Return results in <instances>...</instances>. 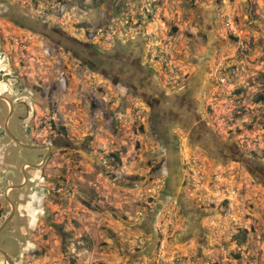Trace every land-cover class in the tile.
<instances>
[{
  "label": "rangeland",
  "instance_id": "obj_1",
  "mask_svg": "<svg viewBox=\"0 0 264 264\" xmlns=\"http://www.w3.org/2000/svg\"><path fill=\"white\" fill-rule=\"evenodd\" d=\"M120 52L180 123L108 78ZM0 95L14 264H264V0H9Z\"/></svg>",
  "mask_w": 264,
  "mask_h": 264
},
{
  "label": "flooded vegetation",
  "instance_id": "obj_2",
  "mask_svg": "<svg viewBox=\"0 0 264 264\" xmlns=\"http://www.w3.org/2000/svg\"><path fill=\"white\" fill-rule=\"evenodd\" d=\"M8 3H9V0H0V4L2 6H6V4L8 5ZM5 14L7 15L8 18H10V17L13 18L14 13H12V11L10 10V11L5 12ZM15 15L16 16H20V15L24 16L25 14L17 12ZM11 20H14V19H11ZM50 33H51V35H53L55 33L57 34V31L55 29L54 30L52 29L50 31ZM137 59H138V57H137ZM137 59H134V60L137 61ZM124 66H125V69H122V65H121V71L120 70H119V72L115 71L116 73L113 71V75L108 76L109 73H107L106 75L115 84H118L119 78H120L121 83H123L125 85V87H127V90H129L133 95H135V93H138V95H136V96L139 97L144 103H146L150 109L152 108L151 109L152 112L156 113L159 111V109L160 110L169 109L167 114H164V115L161 114V119H164V118L170 119V120L171 119L172 120L177 119L176 123H180L181 117L178 115L177 112H175L172 109V106H167L165 108H161L156 97L152 94L153 92L158 93L159 88L158 87H150V86L146 87V85H148L147 84L148 81H146V76H141L142 74H140V73L137 76L136 75L134 76L133 73L135 71L133 70V67H126V65H124ZM125 71H128L127 72L128 75L123 73ZM111 72H112V70H111ZM120 72H121V74H120ZM185 123H186V125H185L184 129H188V125L190 124L189 120L185 121ZM42 151H44L47 154V149L42 150ZM43 159H41L37 164H41L43 162Z\"/></svg>",
  "mask_w": 264,
  "mask_h": 264
},
{
  "label": "trees",
  "instance_id": "obj_3",
  "mask_svg": "<svg viewBox=\"0 0 264 264\" xmlns=\"http://www.w3.org/2000/svg\"><path fill=\"white\" fill-rule=\"evenodd\" d=\"M56 31H57L58 34L60 33V38H59L60 40H58V43L63 44L64 46H66V49H67V44L68 43H63V40H68L69 44L71 46L75 47V48L76 47H82V48L83 47H87V44L82 43L80 41H77V40H75V39H73L71 37H68L66 35H63V32H61V31H58V30H56ZM61 34L64 36V39L61 38V36H62ZM75 48L74 49L71 48V52L74 53L76 55V57H77V50H75ZM68 51H70V50L68 49ZM123 54H124L123 52H120V55L119 54L118 55L115 54L113 57H110L107 60H112V62H116L117 61L118 64L122 65V69H125L124 64L128 65L127 67H131L130 65L133 64V66H132L133 70H137V71H144L147 68L146 65L143 64L141 53L139 54L138 59L136 58L137 61H135L133 59L131 62H130V59H128V60L126 58L124 59L122 57ZM84 59L86 60L87 65L89 67H91L93 70L99 71L100 73L104 74V71L106 70V68L104 67V61L105 60L102 61V59L98 55H96L95 53H91L89 57L84 58ZM125 60H127V61H125ZM100 63H101V66L98 67V64H100ZM135 95H138V93H135ZM259 98H260V100H263L262 96H259ZM168 111H169V109H164V110L162 109V111L159 109L158 113L164 115V114H167ZM158 119L159 120L161 119V115H159Z\"/></svg>",
  "mask_w": 264,
  "mask_h": 264
},
{
  "label": "water",
  "instance_id": "obj_4",
  "mask_svg": "<svg viewBox=\"0 0 264 264\" xmlns=\"http://www.w3.org/2000/svg\"><path fill=\"white\" fill-rule=\"evenodd\" d=\"M0 98H4V97H2V96L0 95ZM4 99H5V98H4ZM8 103H9V105H10L9 116H11L12 113H13V106H12L11 102L8 101ZM8 121H9V117H8V118L6 119V121H5L4 132L6 133V135H8V137H10V138L12 139V141H13L14 143L18 144L21 148L35 149V150H45V149H47V154H46V156L44 157L43 162H42L41 164H31V166L34 167V168H39V167H41V166L44 164V162L46 161V159H47V157H48V155H49V153H50V149H51L50 145H42V146H41V145H35V146H33V145H24V144H22V143H21L17 138H15V137L11 134V132L9 131V129H8ZM22 174H23V176H24L25 183H26V181H27V175H26V172H25V168H24V166L22 167ZM25 183H21V184H19V185H13V186H11V187H9V188H10V189H21L22 187L25 186ZM9 188H8V189H9ZM8 189H6V191H5V193H4V198H5L6 201L9 202V204L11 205V208H12V209H11V213H10L9 217H8V218L4 221V223L1 225V227H0V231L6 226V224H7V223L9 222V220L14 216V213H15V206H14V204L11 202V200L9 199V197H8V195H7ZM0 254L4 257V259L6 260V262H7L8 264H14L13 261L11 260V258H10L5 252L0 251Z\"/></svg>",
  "mask_w": 264,
  "mask_h": 264
}]
</instances>
